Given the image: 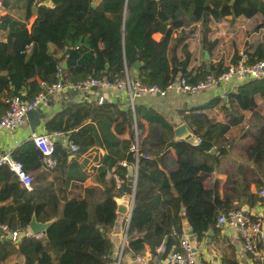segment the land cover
Here are the masks:
<instances>
[{"label":"trees","instance_id":"obj_1","mask_svg":"<svg viewBox=\"0 0 264 264\" xmlns=\"http://www.w3.org/2000/svg\"><path fill=\"white\" fill-rule=\"evenodd\" d=\"M2 1L6 13L0 16V30L7 33V40L0 39V119L9 108L6 99L18 95L29 100L42 89L43 82H56L60 75L74 81L88 76L111 79L123 76L125 68L130 70L141 62L137 77L147 84L165 87L177 76L197 82L208 73L221 72L225 69L223 64L207 68L204 63L197 69H188L191 53L184 43L187 35L173 43L172 39L185 24L201 22V42L211 54L216 44L209 40L210 22L233 15L237 0H50L51 5L49 0ZM251 6L258 9L250 10L252 15H264V0L244 1V7ZM263 26L264 21L254 31ZM158 32L162 34L159 40L153 37ZM30 43L33 46L27 52ZM182 43L184 58L180 59L177 49ZM244 51L249 64L263 60L264 36L261 40H248ZM239 58L237 50L232 61ZM258 99L264 108V80L251 79L229 92L226 101L220 95L188 112L184 110L188 130L202 139L199 145L176 139L173 126L158 113L146 114V107L136 106L133 112L104 101L65 108L46 126L49 130L70 132L69 138L79 145V153L84 154L95 145L107 150L99 158V185L87 186L85 196H59L53 182L40 187L35 184L50 171L44 168L43 154L33 140L14 149L13 157L22 161L26 170L41 172L33 178V189L28 190L7 164L0 167V225L10 231L26 228L33 216L40 222L53 223L42 238L25 237L17 245L7 234L0 235V264H6L14 253L24 257L15 264H110L112 231L121 214L116 198L126 194L128 170L136 165L137 192L123 258L127 252L144 253L147 246L155 252L160 244H165L162 257L178 248L185 229L180 225L174 231L168 202L162 201L160 206L151 203L158 197L151 183L155 166L145 156L137 157L132 149L136 140L146 154H158L165 144L175 149L177 167L169 170L164 186L174 184L185 208L183 218L199 239L210 229L219 233L221 213L241 208L242 204L254 206L260 198L249 190L254 182L260 192L264 183V113ZM218 106L225 121L209 114ZM143 119L149 122L147 134ZM244 121L248 122L241 137L245 141L246 162L238 167L241 180L236 176L237 180H229L227 185L236 190L242 185L245 193L237 197L222 195L219 181L206 185L214 165L197 157L211 156L209 151L219 143L229 142L226 135ZM114 123L113 133L110 127ZM126 131L130 138H119ZM218 152L227 151L221 148ZM71 154L61 141L56 142L55 169L67 174L69 183L79 176L77 165H70ZM124 160L126 164L122 163ZM249 174L252 180L248 179ZM236 198L240 200L238 205L234 204ZM14 219L19 222L17 229ZM223 264L239 263L226 259Z\"/></svg>","mask_w":264,"mask_h":264},{"label":"crops","instance_id":"obj_2","mask_svg":"<svg viewBox=\"0 0 264 264\" xmlns=\"http://www.w3.org/2000/svg\"><path fill=\"white\" fill-rule=\"evenodd\" d=\"M48 1V0H47ZM245 0H237L235 3V13L233 15H228L220 21L212 20L210 22L211 31L209 33V40L215 42V47L213 48L209 57L206 55V49H204L201 42V22H189L183 27L178 29L172 39V43L175 42V39L184 35H187L184 43H187L188 49L191 53V61L188 69L194 70L198 67L204 65L207 68H210L212 65L217 66L218 64H223L227 66L229 63H232L233 58L236 54V51L244 49L246 42L248 40H261L264 36V26L259 29V31H254L252 29V23L255 19V16L250 13V10L257 11L258 9L254 6L250 8L244 7ZM51 5V1L47 2ZM96 2L94 3V5ZM6 11L3 8L0 11V16L5 14ZM33 20V19H32ZM30 27V25H29ZM251 27V28H250ZM254 35V37H253ZM161 33H155L153 37L157 40L161 38ZM260 36V37H259ZM256 37V38H255ZM0 39L3 41L7 40V33L0 30ZM182 43L177 49V55L180 59L184 58V53L182 50ZM141 65V62L138 63V66L134 65L133 68H130V73L132 76H137V68ZM251 80L248 76H234L227 83L223 85L213 86L209 89L202 91L199 94H183V93H174L171 92L167 96L160 95H147L140 97L136 100V106L146 107L148 112L152 114L158 113L162 118H164L170 125L173 126L175 138H178L176 135V129L185 124L188 126L187 122L184 120L182 112L185 110L188 112L191 108L204 104L213 98L220 96L222 92H235L239 86L244 85L245 83ZM106 100L108 102H113L119 104L122 109L130 108L129 99L124 90H110L106 92ZM226 101V99H224ZM258 103L261 105V113H264V108L262 107V100L258 99ZM98 104L96 100V94L92 93H61L51 97L50 103L42 108L40 114L32 113L30 117L26 118L25 123L18 128L13 134H2L0 135V156L7 152L9 149H16L23 142L30 140L33 133H48L53 130H49L46 126V122L64 111L65 108L78 107L81 104ZM229 105V104H228ZM219 113L218 117L215 115ZM250 113V112H246ZM210 116L216 118L219 121H225L224 114L222 110L218 107L214 108L209 112ZM143 122L146 126L145 134L148 132L149 122L146 119H143ZM114 123L110 130L114 133ZM96 127L99 126L96 124ZM188 128V127H187ZM248 128V122L244 121L241 125L233 127L231 131L226 135L229 138V142L224 144H217L214 148L209 151L211 156L199 155L197 158L199 161H206L209 164L214 165V171L210 178L206 180L207 186H212L215 181H219V189L222 195L229 193L232 196H242L245 193V188L242 185H239L238 189L227 185L229 180H235L238 176V180H241V174L238 170V167L246 162V156L243 149L244 140L241 139L242 134L245 129ZM59 131V130H58ZM189 131V130H188ZM64 138L66 135L70 137V132H64ZM190 132V131H189ZM193 134V133H192ZM64 138L58 140L64 143ZM121 139L130 138L128 131L119 135ZM70 139V138H69ZM72 141V140H71ZM98 146L99 152L98 155H93L90 150L84 154L82 153H72L69 156V160L72 161L70 165H77V174L79 175L77 179H72L69 181L67 174H63L60 170L55 169V173H45V176H41L39 180H35V184L40 186H46L50 182L54 183V187L57 189L59 196L62 195H82L85 196V188L87 186H97L99 185L98 176H99V158L107 153V150L104 147ZM94 147V146H93ZM225 148L226 154H219L218 149ZM143 150V149H142ZM144 152V150H143ZM145 153V152H144ZM150 160L154 164L155 169L153 170V180L151 183L155 186V191L158 193V197L151 200V203H154L157 206H160L162 201L169 203L172 213H173V229L176 232L177 228L182 225L185 229L183 234L188 236L195 247L197 264H223L224 260L235 259L239 264H264V261L256 259L250 254H245L242 252V240L238 230L235 227L219 225L220 231L215 234V232L210 229L205 233L202 238H198L196 234L191 231V228H187V220L183 218V213L185 208L181 206L179 201V194L175 189V186L172 182L170 187H166L164 179L168 178L169 170L175 169L177 167L174 160L177 158L176 151L173 147L163 146V149L158 153H149ZM126 164L124 160L122 162ZM97 167V170H91L90 168ZM133 168V167H131ZM130 168V169H131ZM135 168V167H134ZM47 170V169H46ZM57 171V172H56ZM33 178L41 172V170H31L29 171ZM47 172V171H46ZM248 179L252 180V174L248 175ZM237 180V179H236ZM34 182V179H33ZM164 183V184H163ZM63 188V190H62ZM250 193L255 192L259 194L257 186L254 182L250 185ZM128 195L127 193L121 197H117L118 204H126L128 207L129 196L127 201L123 200L124 197ZM260 196V195H259ZM122 201H121V200ZM235 205L240 204V200L236 198ZM241 208L250 213L253 216H259L263 218L264 226V198L260 196L259 200L254 206L248 204H242ZM127 217V222L125 219ZM128 224V214H120L118 216L117 225L112 231V253L113 256L118 254L122 237L124 232L127 229ZM5 229L4 233H10V230L6 229V226H2ZM13 226L17 229L19 228V222L17 219L13 220ZM8 235V234H7ZM18 244V243H17ZM16 244V245H17ZM261 249L264 251V242L260 245ZM163 252H155L147 246L144 255L149 264H167L165 262V257H162ZM24 257L19 253H14L6 260V264H15L17 262H22ZM123 264H141L136 260V255L132 252H127L123 258Z\"/></svg>","mask_w":264,"mask_h":264},{"label":"built area","instance_id":"obj_3","mask_svg":"<svg viewBox=\"0 0 264 264\" xmlns=\"http://www.w3.org/2000/svg\"><path fill=\"white\" fill-rule=\"evenodd\" d=\"M3 8V1L0 0V11ZM33 43L27 46V52L32 49ZM240 58L237 62L229 63L225 69L219 73H208L204 78L197 82H190L185 77L177 76L171 80L165 87L157 84H147L139 77L132 76L128 68H125L123 76H115L114 78H102L96 76H88L82 80L65 79L62 75L53 83H42V89L31 99L24 100L21 96L15 95L6 99L9 105L5 115L0 119V135L13 134L21 127L27 118L30 110H39L50 103L51 97L61 93H92L96 94L98 104L104 103L106 100V92L110 90H124L129 99L130 108L135 112L136 100L147 95L167 96L169 93L183 94H199L202 91L213 86L223 85L234 76H248L251 79L264 80V59L255 63H247L248 56L244 49L239 50ZM222 98L227 99V92L221 93ZM64 133L53 130L48 133H33L30 140L37 145L43 154L44 168L52 170L57 166V159L54 157L55 144L58 140L64 138ZM194 136V135H193ZM62 141V140H61ZM201 137L194 136L191 142L194 145L201 143ZM71 153L79 152V145L74 143L66 135L63 143ZM137 157L145 156L150 159V155L143 152L138 145V140L132 146ZM7 164L10 169L15 172L21 185L28 190L33 189V176L26 170L24 163L13 157V150L9 149L0 156V167ZM137 167V165H136ZM264 198V183L259 192ZM219 225L235 227L242 240V252L250 254L256 259L264 261V251L261 244L264 242V226L263 218L253 216L242 208L232 209L228 213H221L218 219ZM43 233H34L30 226L18 230L11 231L7 237L15 244L19 243L25 237L42 238ZM127 243V232L122 237V243L118 254L113 256L110 264H123V251ZM165 244L157 247L158 252H164ZM136 260L141 264H149L148 259L144 255L137 254ZM167 264H197L195 247L190 238L182 234L179 238L178 248L172 249L166 256Z\"/></svg>","mask_w":264,"mask_h":264},{"label":"water","instance_id":"obj_4","mask_svg":"<svg viewBox=\"0 0 264 264\" xmlns=\"http://www.w3.org/2000/svg\"><path fill=\"white\" fill-rule=\"evenodd\" d=\"M40 1H46V0H40ZM206 55L207 57H209V53L208 51H206ZM138 63H135L134 65L138 66ZM42 111V109L39 110H30L27 113V117H30V115L32 113H37L40 114ZM183 131H186V135L185 136H179L180 133H182ZM176 133L177 136L188 140L190 142H192L194 140V136L191 132L188 131V128L186 127L185 124L179 126L176 129ZM137 182H138V170L137 167L135 168H131L128 170V180H127V189H126V193L131 196V205L130 207H128L126 204H118V212L122 213V214H128V224H127V229L126 232L128 230L129 227V222H130V217L132 214V210H133V206H134V202H135V197H136V192H137ZM53 223V220L51 221H47V222H40L36 219L35 216L32 217V220L29 224L30 228L32 229V231L34 233H46V230L48 229V227ZM187 228H191V225L189 223H187L186 225ZM5 229L3 227L0 226V235L4 234Z\"/></svg>","mask_w":264,"mask_h":264},{"label":"rangeland","instance_id":"obj_5","mask_svg":"<svg viewBox=\"0 0 264 264\" xmlns=\"http://www.w3.org/2000/svg\"><path fill=\"white\" fill-rule=\"evenodd\" d=\"M264 21V15H262L261 13L259 14L258 13V15H256L255 16V19H254V21H253V23H252V29H254L255 28V26L256 25H258L260 22H263ZM251 28V27H250ZM253 37H254V35H253ZM260 37V36H259ZM256 38V37H255ZM215 115H217L218 117L220 116V114L219 113H216ZM176 135H177V133H176ZM179 138V137H178ZM90 152L93 154V155H98V152H99V148H98V146H94V147H92L91 148V150H90ZM97 170V167H93V165L91 166V168H90V172H91V170ZM51 172H53V173H55V168L54 169H52L51 170ZM57 172V171H56ZM127 197L129 196V195H126ZM130 201H131V196H129V204H130ZM5 234H9V233H5Z\"/></svg>","mask_w":264,"mask_h":264},{"label":"bare ground","instance_id":"obj_6","mask_svg":"<svg viewBox=\"0 0 264 264\" xmlns=\"http://www.w3.org/2000/svg\"><path fill=\"white\" fill-rule=\"evenodd\" d=\"M185 135H186V131H183L182 133L179 134V136H185ZM123 200L127 201V196H125Z\"/></svg>","mask_w":264,"mask_h":264}]
</instances>
